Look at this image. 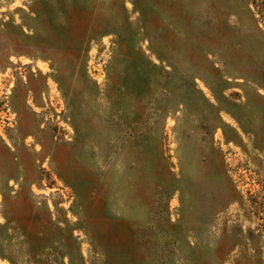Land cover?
<instances>
[{"label":"rangeland","instance_id":"374dc122","mask_svg":"<svg viewBox=\"0 0 264 264\" xmlns=\"http://www.w3.org/2000/svg\"><path fill=\"white\" fill-rule=\"evenodd\" d=\"M0 264H264V0H0Z\"/></svg>","mask_w":264,"mask_h":264}]
</instances>
